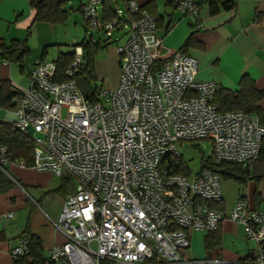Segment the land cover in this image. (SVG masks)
Returning a JSON list of instances; mask_svg holds the SVG:
<instances>
[{
  "label": "built area",
  "instance_id": "obj_1",
  "mask_svg": "<svg viewBox=\"0 0 264 264\" xmlns=\"http://www.w3.org/2000/svg\"><path fill=\"white\" fill-rule=\"evenodd\" d=\"M101 1L82 0L80 12L91 29L126 35L117 47V86L97 88L95 102L84 96L76 81L84 51L75 44L60 76L55 61L36 60L28 85L16 86L12 117L6 119L31 137L29 167L66 176L76 187L51 221L65 241L52 247L43 262L194 264L185 254L188 231L213 232L225 219L243 225L264 262V210L249 207L241 197L228 213L214 208L209 204L222 202L219 174L207 167L177 173L163 160L181 156V142L207 139L214 164H251L260 154L264 123L256 115L220 110L216 83L197 79V60L188 53L178 50L158 64L161 38L155 19L136 0H126L110 19L98 16ZM171 2L202 27L198 0ZM10 162L0 146L5 174ZM28 245V237L21 236L9 252L25 257Z\"/></svg>",
  "mask_w": 264,
  "mask_h": 264
},
{
  "label": "crops",
  "instance_id": "obj_2",
  "mask_svg": "<svg viewBox=\"0 0 264 264\" xmlns=\"http://www.w3.org/2000/svg\"><path fill=\"white\" fill-rule=\"evenodd\" d=\"M136 1L142 8H148L156 20L155 33L161 38L156 54L158 60L170 58L181 50L189 38L184 52L197 60L198 80L214 81L216 91L220 88L234 91L241 77L245 76L253 81L256 90L264 91V0H230L225 6L218 0L214 3L217 6L214 13L211 12V0H198L200 7L197 18L202 23L201 28L195 25L192 15L181 13L170 0ZM28 5V0H0V40L6 42L1 35L5 23H8L7 34L13 21H16L19 29L31 25L34 11L31 7L28 11ZM12 39L20 40L19 37ZM43 57V51L40 55L30 56L29 59L33 60L31 65L27 70L22 68L28 78L36 60ZM9 73L12 75L11 71ZM0 79L13 81L3 74ZM256 105L264 116V98ZM262 161L258 169L264 167ZM4 168L10 178L18 179L22 185L15 181L14 187L0 193V264H24L13 257L9 250L21 236L28 235L39 239L40 255L44 260L52 247L65 241L64 235L51 221L58 219L65 199L76 189L75 184L66 176H56L59 178L57 184L53 188L43 189V184L38 180L34 182L32 178H35L34 173L48 171L34 170L29 166L22 168L15 162L7 163ZM30 185L34 188L31 192L27 189ZM240 186L243 187L242 191L229 198L221 183V210L228 213L239 197H243L249 207L264 210V180L247 179ZM191 231H188L190 244L185 254L196 260L194 264H264L258 260L260 251L256 242L246 237L244 227L239 223L225 219L214 234Z\"/></svg>",
  "mask_w": 264,
  "mask_h": 264
},
{
  "label": "trees",
  "instance_id": "obj_3",
  "mask_svg": "<svg viewBox=\"0 0 264 264\" xmlns=\"http://www.w3.org/2000/svg\"><path fill=\"white\" fill-rule=\"evenodd\" d=\"M67 0H28L30 7L34 11L32 22L36 20H52L63 17L65 11L63 5ZM126 0H122L124 3ZM171 1V0H170ZM218 0H211L210 7L211 12L217 10V6L214 4ZM221 5L225 6L230 0H219ZM102 18L110 19L115 16V11L111 6V0H102ZM149 10L148 8H144ZM156 21V20H155ZM189 38H187L181 47V50H185L188 46ZM93 43L90 38H85L80 42L84 51V63L77 76H82L88 85V98L95 102L98 100L96 95L97 87L93 84V53L97 48V44ZM29 51V46L26 40L13 39L11 45H7L4 41L0 40V54L5 57L8 62L12 60L22 62L26 52ZM45 50H43L44 55ZM71 58V52L59 53L55 59L57 75L60 76L67 68ZM162 61L157 59V63ZM16 91V86L13 85L7 79H0V109H10L13 107V98ZM264 98V91H258L255 89L253 81L245 76H242L237 90L230 91L227 89H218L215 92V102L220 110H240L245 113H254L259 118L264 120V116L261 115L260 108L256 103ZM264 122V121H262ZM0 146L6 148V157L12 161H24L27 166L32 164V148L33 143L31 137L23 132L14 130L11 127L10 122L0 119ZM163 160L167 161L168 165L173 168L177 173H188V168L183 160L182 156L174 157L166 155ZM264 160V140L261 142V150L259 157L252 163L253 165H243L236 162H221L214 164L210 158L203 159L200 168H210L221 178H231L240 184H245L247 179H254L255 181L264 180V167L258 169L260 161ZM264 162V161H262ZM260 166V165H259ZM16 182L20 184L18 179L10 178L0 169V193L7 192L9 189L16 185ZM22 185V183L20 184ZM258 194L256 199L258 200ZM243 198V197H241ZM222 203L209 204L214 208L222 209ZM218 230L209 232L208 234H214ZM29 250L25 257L17 258L18 261L24 264H45L40 255L39 239L36 236L28 235Z\"/></svg>",
  "mask_w": 264,
  "mask_h": 264
},
{
  "label": "rangeland",
  "instance_id": "obj_4",
  "mask_svg": "<svg viewBox=\"0 0 264 264\" xmlns=\"http://www.w3.org/2000/svg\"><path fill=\"white\" fill-rule=\"evenodd\" d=\"M81 1L67 0L62 7L65 15L61 18L36 20L30 26L21 29L17 27L16 21H13L9 34L6 32L8 23H5L1 29V35L6 40L5 43L11 45L12 37H19L22 41L26 40L29 51L26 52L23 58L24 60L26 59L25 62L12 60L8 63L5 57L0 54V76L2 74L7 75L11 81H14H12L13 85L21 88L26 87L29 83V78L22 68L27 70L31 65L33 60L31 61L29 58L32 54L37 56L41 54V51L45 50L44 61L53 62L59 53L71 52L75 44H80L83 39L90 38L93 43L98 42L92 57L94 75L92 85L94 84L100 89L115 88L120 75V67L117 62L119 59L117 47L124 42L126 35L123 32L113 31L112 35L108 36L102 30L91 29L80 12ZM111 6L113 9H117L123 8L124 4L122 0H117L116 2L112 0ZM29 8L30 6L28 5V11ZM101 12L102 8L99 6V17ZM9 71H11L12 75H10ZM76 81L81 93L84 96H88L89 90L86 80L80 75L76 77ZM9 118H11L10 111L8 109H0V119L6 120ZM28 132L29 134H34L32 128H29ZM178 150L183 157L188 172L194 174L200 168L202 160L212 156V143L207 139L193 142L185 141L178 144ZM34 177L32 178L33 181H40L43 184V189L53 188L59 180L58 177L50 172L34 173ZM221 183L226 197L228 196L229 198L236 196L238 191H242L243 188L239 182L231 178H221ZM27 189L31 192L34 188L30 185L27 186ZM191 232L194 233V230ZM199 234L203 233L200 232ZM251 241L254 242L253 240Z\"/></svg>",
  "mask_w": 264,
  "mask_h": 264
}]
</instances>
